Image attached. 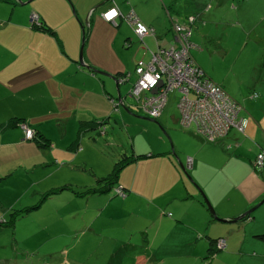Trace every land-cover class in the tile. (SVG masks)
<instances>
[{"label": "crops", "instance_id": "1", "mask_svg": "<svg viewBox=\"0 0 264 264\" xmlns=\"http://www.w3.org/2000/svg\"><path fill=\"white\" fill-rule=\"evenodd\" d=\"M70 1L74 5L73 9L79 18L78 24L82 29L78 30V46L81 34L83 39V28L86 29L83 18L87 13L90 32L93 23L94 25L96 22L114 23L119 26L131 8L136 14L138 12L137 0H125L124 4L113 0H89L85 8L81 7L80 0ZM16 2L18 3V0H0V137L7 131L16 129L19 132L15 141L22 144L25 140L23 130L17 124L9 126L7 124L13 119L26 120L31 128L48 140L50 154L45 156L55 164L61 163L60 166L57 164L54 167V172L60 177L68 178L78 172L99 174L101 171L92 165V157H84L81 160L77 158L86 149L93 152L99 150V146H96L99 145V139H96L94 135L96 133L92 132L97 131V125L91 128L85 125L84 129L80 128L82 123L106 120L103 126L104 133L97 135L108 134L106 124L111 121L114 114L111 102L112 99L116 100L114 84L105 79L107 76L94 74L79 64L77 44L75 49H70L61 39L60 23L50 19H56L55 17H47L44 12L31 13L19 10V4ZM161 2H164L168 14L178 19L183 18L181 21L184 23L188 16L195 17L194 33L196 32L197 38L193 39V33L191 40L197 48L191 51L201 69V65L203 67L204 65L198 56L205 51L203 46L205 41L212 34H217L214 32L215 27L221 29L218 31L220 34L215 37L220 46L222 43L228 44L230 40L228 37L224 42L223 35L247 36L255 34L260 28L264 29V0H161ZM112 6H117L124 15L116 22L106 21L103 17V13ZM33 14H38L41 24L49 25V30L37 29L32 24ZM64 15L68 20L71 19L69 15L67 16V11ZM59 18L66 20L63 17ZM138 18L147 25L141 15ZM171 20L179 22L173 21V18ZM261 33L255 36L261 37ZM13 34L18 35L12 36ZM173 37L174 33L170 39L163 36L159 37L158 41L164 45L171 42ZM259 54L257 66L263 62L264 48ZM98 67L109 70L106 67ZM121 73L123 72L117 74ZM204 73L211 79L215 78L212 73H210L212 77L205 71ZM259 74L264 75V72L260 71ZM214 81L220 83L225 90L229 88L223 79ZM250 88L256 89L257 86L253 84ZM239 92V95L232 93L235 100L242 104L244 92L242 90ZM250 98L252 99V95ZM39 115L42 117L39 118ZM242 117L248 119L245 133L250 135V140H244V133L231 130L223 143L210 142L193 128L175 137L177 156L189 170L193 181L186 178L172 151L162 145L160 151H149L147 158L137 160L129 165L128 170L121 171L118 183L112 191L103 192V195L112 193L110 200L114 201L118 196L117 189H122L125 197H130L136 194L135 189L139 184L145 190L142 192L146 193L145 199L149 204L158 205V208L164 207L166 210L159 217L137 219L131 233L135 240L127 244V253L132 255L136 251L135 256L141 253L147 257L148 264H151L163 253H175L179 247L185 250L187 255H191L195 262L204 260L207 264H264V239L259 237L264 234V220L259 221V214L253 212L249 218L235 224L220 222L206 208L199 191L202 190L206 194L222 218L237 217L264 198V167L259 173L253 164L264 139V117L249 119L245 109L242 111ZM160 118L167 127L169 121L165 117V111ZM115 121L117 122V118ZM174 124H177V121ZM28 141L32 144V140ZM226 143L235 147L236 152L233 154L225 152L223 147ZM30 148L32 149V146ZM188 157H193L194 160L190 167ZM141 161H145L146 166L142 173H138ZM20 162V165L9 169L10 172L1 174L11 177L19 174L28 176L15 182V186L27 187L25 194L32 196V157L21 159ZM114 162L115 160H112V163ZM11 165L5 164L1 169ZM39 184L34 183L36 187ZM61 185L63 184L57 181L51 185L48 183L47 190ZM78 186L80 189L83 188ZM26 202L31 200L16 199L11 209L8 204H0L12 211L29 206ZM103 210L104 208L100 207L95 212L101 214ZM9 211L2 213V217L7 218ZM262 214L264 217V212ZM21 221L22 217L15 224V228ZM230 224L233 226H228ZM86 232L84 228L81 235L84 237L87 235ZM136 233H139V236L134 237ZM220 238L226 239V246L217 248V253L213 256L212 251L217 247L214 243ZM2 260L8 258H0V261ZM61 261L59 264H70L69 258L63 255Z\"/></svg>", "mask_w": 264, "mask_h": 264}, {"label": "rangeland", "instance_id": "2", "mask_svg": "<svg viewBox=\"0 0 264 264\" xmlns=\"http://www.w3.org/2000/svg\"><path fill=\"white\" fill-rule=\"evenodd\" d=\"M28 1L18 0V3L16 2L19 4L18 9L31 13L44 12L47 17H55L56 19H50L60 23L61 39L68 44L70 49H75L78 46V30L82 29L78 24L79 18L70 0ZM80 1L82 8L87 7L89 0ZM116 1L124 4L125 0H113V2ZM136 6L137 15H141L147 25L156 31L155 33L145 36V40L142 41L126 19L119 26L114 23L96 22L95 25L94 23L92 25L84 48V60L87 64L110 74L122 71L123 74L119 76L120 78L126 79V76L131 74L127 82L121 83H119V77L117 79L105 77L106 80L108 79L114 84V96L117 95V85H119L122 94L126 95L127 103L134 100L127 95L137 79L134 72L136 64L141 60H148L152 51L158 49L159 37L166 36L169 39L172 37V24L175 23L172 22V18L173 21L176 20L179 21V24H184V21H181L184 20L183 18L178 19L168 14L164 2L161 0H137ZM132 10L131 8L130 11ZM66 11L67 16L69 15L71 18L69 20L64 15ZM87 16L88 13L83 21L84 25L89 28L90 23L87 22ZM59 17L66 18V20ZM32 24L37 26L38 21L32 19ZM219 30L221 29L214 28L216 35L220 34ZM260 32H262L261 37H256L255 35ZM17 35L13 34L12 36ZM216 35L212 34L209 37L212 41L209 39L205 41L203 44L205 51L198 56L207 70L201 65L202 69L209 76L212 73L215 76L214 80L223 79V82L229 87L226 91L232 97L234 94L239 95L241 90L244 92L242 105L249 119L256 120L259 116L264 117V81H261L264 79V75L259 74L260 71L264 72V63L257 66L259 52L264 48V29L260 28L256 30L255 34L247 36L223 35L224 42L228 37L230 40L228 44L222 43V46L215 39ZM195 37L197 38L196 32L193 39ZM37 39L39 40V38ZM82 40L81 34L78 59ZM98 66L106 67L109 70ZM253 84L257 86L256 89L250 88ZM255 93L258 96L251 99V95ZM178 98V92L171 93L169 96V104L165 110V117L169 121L167 127L161 118L153 120L148 117L149 119H147L146 115L136 111L134 106V110L130 112L121 106L115 108V102H111L114 114L111 121L106 124L108 134L106 136L96 134V139H99V145L96 146H99V150L93 152L86 149L77 157L78 160L92 157V165L101 171L99 174L93 172L80 174L78 172L68 178L60 177L54 172V167L57 164L60 166L61 163L55 164L51 162V159H47L45 155L50 154L48 152L50 146L47 144L46 147H43L44 143L40 136L38 137L34 133L32 139H26L24 133V142L17 144L15 140L19 131L14 129L0 137V203L8 204L11 209L16 199L31 200V202H26L29 206L20 208L25 211L22 213V221L17 228L14 227V224L8 225L9 216L2 217V213L9 209L0 204V258H8V260L0 261V264H59L62 262V255L69 258L70 264H148L146 256L144 261H140L143 259L141 257L143 254L137 253L135 256L136 251L132 255L127 253V244L135 240L131 233L137 219L159 217L166 210L164 207L158 208V205L149 204L145 199L146 193L142 192L145 190L139 184L135 189V195L125 197L126 194L121 193L119 189L116 190L118 196L114 201H111L110 198L113 194L103 195L104 187H99L105 184L99 179L107 177L113 171L116 166V158L121 159V154L131 152L133 149L137 153H149V151H160L162 145H165L167 149L177 155L175 137L190 130L178 124L180 114L177 106ZM101 106L104 107L103 104ZM40 117L42 116L39 115ZM176 121L178 125L174 124ZM23 124L25 123L20 125L22 130ZM245 132L242 133L245 135L244 140H250V135ZM28 140H32V144ZM262 142L264 143V139ZM223 149L229 154L236 152V148L233 146H225ZM28 157H32V196L25 194L27 187L15 186V182L28 176L19 174L11 177L10 175L5 176L4 173L1 174L10 172L9 169L20 165V160ZM112 160L115 162L112 163ZM5 164L12 165L1 169ZM145 166L146 162L141 161L138 173H142ZM128 168L129 165L124 169L128 170ZM261 170L262 167L257 171L261 173ZM185 176L188 180L193 181L189 174H185ZM54 181L63 185L49 189L55 193L47 197L46 193L49 191L47 184L51 185ZM35 182L40 183L39 186L36 187ZM78 185L83 188L78 190L80 188ZM95 187L99 188L97 193L93 191ZM78 191L85 193L80 196ZM262 206L255 211L256 214H259V216L257 215L259 221L264 220L262 214L264 207ZM100 207L104 210L101 211V214H97L95 211ZM84 228L87 235L83 237L81 233ZM137 235L139 236V233L134 234V237ZM260 244L263 246L262 243ZM67 252H69L68 255H66ZM207 261L209 262V259ZM205 262L204 260L195 262L191 255H187L185 250L178 247L175 253H163L151 264H207Z\"/></svg>", "mask_w": 264, "mask_h": 264}, {"label": "built area", "instance_id": "3", "mask_svg": "<svg viewBox=\"0 0 264 264\" xmlns=\"http://www.w3.org/2000/svg\"><path fill=\"white\" fill-rule=\"evenodd\" d=\"M109 13L114 15L109 16ZM120 16L121 12L115 6L103 13L104 19L109 22H116ZM125 18L140 40L143 41L145 36L155 33L134 12ZM32 19L39 23L38 14H33ZM194 21L195 17L189 16L184 24L175 23L172 41L158 45V49L152 51L148 60L137 63L134 70L137 79L129 93L137 103L136 111L159 118L169 102L170 94L178 92L180 126L195 129L210 142H220L232 129L244 133L248 119L242 117L243 105L220 84L210 79L193 58L191 50L197 48L191 40ZM257 96V93L252 95L254 98ZM112 102L117 106L115 99ZM23 125L26 139H32L35 131ZM193 161V157H188L189 167ZM253 164L256 168L264 167V143ZM120 192L123 193V190L120 189ZM218 246L224 248L226 239L220 238Z\"/></svg>", "mask_w": 264, "mask_h": 264}, {"label": "trees", "instance_id": "4", "mask_svg": "<svg viewBox=\"0 0 264 264\" xmlns=\"http://www.w3.org/2000/svg\"><path fill=\"white\" fill-rule=\"evenodd\" d=\"M7 1V0H6ZM8 1H11V0H8ZM115 7H117V6H115ZM120 10V9H119ZM121 12V11H120ZM131 12H134V11H130L129 13H128V15L131 13ZM135 13V12H134ZM136 14V13H135ZM127 15V16H128ZM137 15V14H136ZM121 16H123L124 17V15L121 13ZM126 16V17H127ZM138 17V16H137ZM189 17V16H188ZM187 17V18H188ZM39 22H40V19H39ZM41 23V22H40ZM40 23H38L37 24V26H35L37 29H48V28H50V26L48 25V26H45L43 23L42 24H40ZM146 25V24H145ZM86 26V25H85ZM151 28V27H150ZM84 29V35H85V37L87 38V36H88V34H89V28H87L86 27V29L85 28H83ZM49 30V29H48ZM146 38V37H145ZM145 38H144V40H145ZM161 41H159L158 42V44L159 45H161ZM263 63H264V57H263ZM137 65V64H136ZM135 68H136V66H135ZM121 74H123V73H121ZM121 74H116V76H117V78L121 75ZM210 78V77H209ZM211 79V78H210ZM213 80V79H212ZM214 81V80H213ZM216 82V81H215ZM217 83V82H216ZM218 84H220V83H218ZM221 85V84H220ZM222 86V85H221ZM223 87V86H222ZM224 88V87H223ZM225 90V89H224ZM226 91V90H225ZM227 92V91H226ZM229 94V93H228ZM116 103H117V99H116ZM169 103V102H168ZM168 105V104H167ZM116 107H118V106H116ZM167 107V106H166ZM166 107H165V109H166ZM165 109L163 110V112L165 111ZM131 110H134V109H131ZM143 114V113H142ZM163 114V113H162ZM161 114V115H162ZM143 115H145V114H143ZM146 117H149V116H147L146 115ZM161 117V116H160ZM159 117V118H160ZM150 118H152V117H150ZM159 118H152V119H159ZM104 121L105 120H100V122H92L91 123V121H89V122H87V123H82L81 124V128L80 129H84V126L85 125H87V128L89 127V128H91L92 126H94V125H97V131L95 132V131H92L93 133H100V134H103L104 132H103V126H104ZM22 123H25V125L26 126H28L29 128H31L30 126H29V124H27V122H26V120H17V119H13V120H11L7 125L9 126V125H13V124H17L18 126H20ZM178 124H179V119H178ZM98 125H100V126H98ZM180 125V124H179ZM31 129H33V128H31ZM93 129V128H92ZM190 129V128H189ZM34 131H35V134L36 135H38V137L40 136V139H41V141L44 143V145H43V147H46V145L48 144V140H45L44 138H43V135H41V133H38V131H36L35 129H33ZM195 130V129H194ZM103 132V133H102ZM230 133V132H229ZM96 134H94L95 135V138H97V136H96ZM200 134V133H199ZM202 135V134H201ZM206 139V138H205ZM36 140H38V139H36ZM209 141V140H208ZM222 141H224V140H221L220 142H216V143H221ZM223 143V142H222ZM226 146H228L229 147V144H227L226 143ZM122 155V158L120 159H118L117 161H116V166H115V168L113 169V171L107 176V177H103V178H100L99 180L100 181H103V184H105L104 186H100L99 188H103L104 190L102 191V192H104V193H106V192H110V191H112V189L117 185V183H118V179H119V175H120V173H121V171L125 168V167H127L128 165H130V164H132V163H134L135 161H137V160H142V159H144V158H147L148 157V154L147 153H139V154H135L134 153V151H132V152H130V153H123V154H121ZM254 168H255V170H258L259 168H256L255 166H254ZM263 168V167H262ZM99 188L98 187H95V189H93V191H94V193H97V191L99 190ZM78 190H81L80 188H78ZM89 190V189H88ZM124 192V191H123ZM53 193H55L53 190H49V191H47V193H46V196L48 197V196H51V194H53ZM84 193L85 192H79L78 191V194L80 195V196H83L84 195ZM79 196V197H80ZM23 211H25V209H20V210H12L11 212H9V214H8V216H9V218H8V225L9 224H14V227H15V224L17 223V221L21 218V216H22V213H23ZM10 214H11V217H10ZM259 237L260 238H262V239H264V234L263 235H259ZM218 242H219V240L217 241V242H215L214 244L215 245H217V247H216V250H213L212 251V254H213V256L217 253V248L218 249H220L219 248V246H218ZM141 257H143V259L142 260H140V261H144V255H142Z\"/></svg>", "mask_w": 264, "mask_h": 264}, {"label": "water", "instance_id": "5", "mask_svg": "<svg viewBox=\"0 0 264 264\" xmlns=\"http://www.w3.org/2000/svg\"><path fill=\"white\" fill-rule=\"evenodd\" d=\"M31 1V0H29ZM28 1V2H29ZM22 3V2H21ZM86 40L87 38L85 37L84 33H83V40H82V45H81V50H80V57L78 59V62L79 64L86 68L87 70L93 72L94 74H98L100 76H108V77H111L113 79H117V76L116 75H113V74H110V73H107L105 71H102V70H99L95 67H93L92 65H88L85 60H84V48H85V44H86ZM130 76H126V79L124 77L122 78H118L119 79V83L120 81L121 82H127L129 80ZM119 86V85H118ZM130 92V91H129ZM128 92V95L127 96H131V94ZM132 97V96H131ZM133 98V97H132ZM116 99H117V106L118 107H123L125 108L126 110L130 111L131 112V109H133V106L134 108H136L137 106V103L135 102V100H133V102H130V103H127L126 102V95H123L122 92H121V89L120 87H117V95H116ZM147 119H149L148 117H145ZM152 119V118H150ZM154 120V119H153ZM106 122V120H105ZM105 125V124H104ZM230 147L232 145H229ZM173 155L176 157V159L178 160V163L180 165V168L182 169V171L185 173V174H189L188 173V169L186 168V166L180 161L179 157L174 153L172 152ZM201 191V194H202V197L204 199V204L206 205V208L210 211V213L213 215V217L220 221V222H223V223H231V224H235L237 222H240L241 220H244L246 219L247 217L249 218L253 212L256 211V209H258L263 203H264V198L258 202L255 206L251 207L250 209L246 210L245 212H243L242 214H240L239 216L237 217H234V218H222L220 217L215 208L213 207V205L211 204L209 198L206 196V194L202 191V190H199Z\"/></svg>", "mask_w": 264, "mask_h": 264}, {"label": "snow or ice", "instance_id": "6", "mask_svg": "<svg viewBox=\"0 0 264 264\" xmlns=\"http://www.w3.org/2000/svg\"><path fill=\"white\" fill-rule=\"evenodd\" d=\"M108 15H109V16H112V15H114V13H109Z\"/></svg>", "mask_w": 264, "mask_h": 264}, {"label": "flooded vegetation", "instance_id": "7", "mask_svg": "<svg viewBox=\"0 0 264 264\" xmlns=\"http://www.w3.org/2000/svg\"><path fill=\"white\" fill-rule=\"evenodd\" d=\"M40 23V22H39ZM41 24V23H40Z\"/></svg>", "mask_w": 264, "mask_h": 264}]
</instances>
